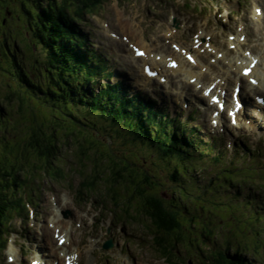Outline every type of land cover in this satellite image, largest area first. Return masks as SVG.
I'll return each instance as SVG.
<instances>
[{
	"label": "rangeland",
	"instance_id": "1",
	"mask_svg": "<svg viewBox=\"0 0 264 264\" xmlns=\"http://www.w3.org/2000/svg\"><path fill=\"white\" fill-rule=\"evenodd\" d=\"M15 1L0 0V10L18 8L20 4ZM60 1L72 8L76 13L82 14L84 22L77 24V27H82V32L92 41L95 50L104 52L109 58L108 63L112 65L111 69L114 73L112 81L124 80L131 93L140 91V89L150 92L153 97L156 96L154 99L157 101V106L159 107L162 104L167 106L172 116L179 114V112L186 115L188 109H183L177 98L178 96L175 95L174 89L169 84L161 83L160 85L157 78L147 86L136 83V80H138L137 72L133 69L132 64L124 62L125 53L116 44H120L121 36L127 37L130 42H123L125 47L128 44L135 45L136 42L130 38L127 32H120V25L129 22V28L137 36L141 37L144 42L154 46L153 54L155 55L172 50L170 47L171 41L168 42L163 37L166 27H170L177 32L176 38L178 41L187 43L192 40L193 35H198L200 26L205 25L207 30L217 35V41L219 43L224 42L227 47L229 46L227 44L228 37L234 35L236 39L240 27H246L249 37L245 43L249 45L256 43V39L252 37V32L256 31V29L250 23L254 6L252 0H219L217 4L207 0H205L207 3L204 4L202 3L203 0H99L96 2L92 0V8L86 10H90L89 12L84 13L79 12L77 0ZM230 3L233 6H230ZM220 6L219 13H216ZM115 9H118L122 15L116 14ZM20 15V12L6 15L5 20L7 22L5 21L4 30L19 31L23 25L17 18ZM174 18L177 21L176 24H174ZM169 22H171V25ZM116 35H119L120 38L117 39ZM154 36H161V38L153 41ZM23 39L22 41H13L11 39L13 47L17 52L20 49L24 50L33 65H41L40 60H43L41 58L42 52L30 44L27 34L24 35ZM23 43L25 47L22 45ZM239 53H242V51L235 49L229 54V58ZM3 82L4 79H0V98L8 92V89L2 84ZM89 88H92L91 85ZM228 94H230V91ZM145 95L152 98L150 95ZM189 97L191 98V103L195 104V108L199 109L200 112L193 110L191 113L196 115V121H188L184 124L185 127L198 126V129L202 130L203 137H207V127L210 132L220 130V128L214 129L209 126L211 109L205 110L204 104L196 101L193 90H189ZM31 104H33V101L30 103L26 101L23 110H19L18 101L17 103L13 102L8 107L9 115H3L0 119V122H4L7 126L6 129L0 128V167H9L14 164L12 157L6 154L13 146L8 140H17L22 148V141L27 140L28 126L32 123L35 125L34 121L36 120L39 124L44 121L45 113H41L39 104L34 102L33 108L29 106ZM91 116L95 118L96 115L92 114ZM246 122H250V120ZM256 123L259 125V129L260 125L264 124V122L257 121ZM98 124L104 128L103 131L105 132L103 134L97 133L98 139L103 143L101 150L104 152L106 146L116 156L122 155L120 150L126 151L139 170H145L149 175L152 172L156 176L152 181L153 183L157 182L155 184L157 186L156 192L164 198H169L167 195L168 191L177 184L170 178L169 174L170 168L177 165H183L180 168V174H176L178 184L184 183L187 187L192 186L196 196L201 197L202 192L207 193L204 185H210L209 189L215 190L217 186L215 183L219 182V180H217L218 175L214 176V173L223 170L220 168L224 164H215L211 160V156L201 154L197 146L194 147L197 148L194 149L196 153L190 154L188 158L183 159L184 161L181 162L180 160L182 159L179 156H171L169 164H167L163 161L162 152L160 150L158 152L150 144L133 141L130 133L129 141H127L125 135L115 136L113 134L108 136L111 133L110 127L112 126H107L102 120ZM241 126H244V128L237 127L233 129L230 126L228 127L231 130L243 131V133H246L245 131L250 132L251 134L244 135V137L248 138L251 136V141L255 143H257L259 136L264 137V131L259 133V131L248 128V124ZM129 131H132V129H129ZM119 132H122V129ZM185 132L190 134L192 130ZM235 135L237 136V134ZM244 140L246 139L244 138ZM242 143L243 140L241 139L240 144ZM226 144L228 147H233L230 149L226 148L223 156H229L241 150L239 143H232L230 146L226 140ZM260 146L263 148L262 153H264L262 141L257 143V148ZM76 149V143L70 144L67 150L63 148L60 164L50 166L48 171L43 167L44 165L40 166L33 162L31 166L35 165L37 169L26 167L25 171L22 172V180L24 181V178H26L27 193L26 191H21L20 193L17 191V196L26 198L24 201L26 210L23 211L21 209L18 212L20 214L12 215V219L7 222V243L5 247L2 246L3 250L0 251V264H17V262H20V264H32L33 260L40 261L37 258L38 256L45 260V264H62V252L70 254L77 249L82 251L79 264H142L140 259L142 257L143 264H207L205 262L206 258L211 259L215 251L224 250L227 242L231 244V251L233 252L237 248L243 249L244 253H241L252 258H250V264H264V262L261 263V261H264V217L258 223L252 219L256 215L254 200L252 208L242 203V198H240L228 201L224 206L215 208L214 211L211 210L210 213L219 219L217 217H209L208 212L203 213L201 215L203 219L199 216L201 220L197 219V224L207 225L210 223L218 227V231H213L214 237H210L209 245L207 244L209 250L206 251V254L202 256L200 254L194 255L197 246L194 242H189L185 238L184 242H180L177 245L174 242L175 237L173 235L169 237L171 240L169 244L177 249V251L174 250L176 256L168 259L162 254H166L168 251L171 252V250L163 244L165 249L160 248V251H162L160 252L159 248L155 246V243L159 242V239L153 234L155 228L144 219L145 216L141 211L133 207L129 208L131 204L135 207L142 203L137 198L134 200L135 197H130L129 205L127 204L126 208L121 209L122 203L118 207L112 196L110 199L105 181L103 179H92L94 175L92 165L103 164V162L99 163L102 158L94 152H91L86 158L81 155L77 156ZM186 149L192 153L189 147ZM243 151H245V148ZM199 155H202V158L198 157ZM80 158L85 162L84 171L88 173V176L83 175L82 168L79 167L80 162L78 159ZM95 158H97L96 161ZM31 159L35 158H29V162ZM221 160L222 162L224 161L223 157ZM237 163V168H249L244 165L246 164L245 161L237 160ZM255 163L260 165L258 160L257 162L254 160L251 164L254 165ZM229 167H232V165ZM238 171L239 169L234 170L235 173ZM102 172L110 176L109 171ZM250 175L254 180L252 170ZM219 176L223 181L227 175L224 172ZM212 181L213 183L210 184L209 182ZM158 183L161 184L160 187ZM78 189H83L84 193L87 194L80 198L77 194ZM221 189L225 190L224 188ZM129 195H132L130 190ZM231 195H233V189L222 193L219 191L218 194L219 198L223 197L226 200ZM261 199V196L258 197V204ZM173 201L176 203V199ZM27 202L30 204H27ZM193 206L197 207V204ZM260 207L264 212V203H261ZM186 209L188 210L184 211V208L180 206V211L177 212H180V214L185 213L187 216L196 214L194 209L188 207ZM64 211H69L65 212L67 217H63ZM187 211H190V213L187 214ZM22 213H24L23 219L20 218ZM193 222H195V218ZM196 223H193V226H187L194 234L201 231L200 227L197 228L195 226ZM54 225L62 233L57 231ZM191 231L187 230V233L193 239L190 234ZM180 232L187 237L185 231L182 230ZM66 234L72 241L63 246L62 241L65 239L64 236ZM58 237L62 238L58 239ZM107 238L112 239L113 247L106 251L101 248V245ZM0 243H3V240H0ZM56 243L62 246V249L58 251L60 256L49 257L47 252L43 255V252L47 251L44 248H52ZM14 259H16V262H14Z\"/></svg>",
	"mask_w": 264,
	"mask_h": 264
},
{
	"label": "trees",
	"instance_id": "2",
	"mask_svg": "<svg viewBox=\"0 0 264 264\" xmlns=\"http://www.w3.org/2000/svg\"><path fill=\"white\" fill-rule=\"evenodd\" d=\"M17 1L20 4L18 8L0 10V79H4L2 84L8 89L7 94L0 98V119L3 115H9V105L17 101L19 110H23L26 101L38 103L45 117L42 124L36 120L35 125L32 123L28 126L27 140L22 141V148L17 140H8L13 146L6 154L12 157L14 164L0 167V240H3L2 233L8 228V220L12 219V215L20 214L18 212L24 208L23 200L17 196V189L27 185L21 177L24 169H37V166H31L35 162L40 166L44 165L48 171L50 166L60 164L63 148L67 150L70 144L76 143L77 156L86 158L94 152L102 158L99 163L103 164L92 165V179H103L108 184V195L110 199L112 196L118 207L120 202L129 204V198L134 196V200L137 198L142 203L136 206V210L141 211L144 219L155 228L153 234L159 239L157 246L163 249L164 245L171 247L168 257H175V248L168 243V238L173 235L177 245L184 242L185 238L194 242L197 245L194 255L206 254L210 237H214L213 231H218V227L210 223L197 224L196 220L203 219L201 215L205 212L209 213V217H217L210 213L211 210L224 206L228 201L240 199L250 173L242 169L240 173L225 176L223 181L219 176L215 190H210V185H204L207 193L202 192L200 197L195 195L192 186L178 184L176 174H180L183 165H177L171 167L169 172L170 178L177 184L168 191L169 198H164L156 192L157 182L152 181L156 176L152 172L153 176L145 170H139L126 151L120 150L122 155L116 156L106 146V154L101 150L103 143L98 139L97 133L105 132L98 123L102 120L107 126H112L108 136L125 135L129 141L130 133L133 141L150 144L158 152H162L164 160L161 159L167 164L171 156H179L182 162L190 154H195L186 148L197 146V137L181 130V124L155 108L151 100L139 93L131 96L123 81L110 82L112 73L105 59L94 49H88L91 44L77 27L82 14L76 13L60 0L15 2ZM77 3L79 12L83 13L93 5L92 0H77ZM19 12L21 15L17 18L23 24L19 31L4 30L6 15ZM25 34L30 44L42 52L43 60H40L39 67L31 63L24 50L17 52L13 47L12 40L22 41ZM22 45L25 47L24 43ZM90 85L92 88H89ZM33 104L29 106L33 108ZM92 114L96 115L95 118ZM0 128L6 129L7 126L0 122ZM121 129L122 132H119ZM29 158L35 159L29 162ZM102 171H109L110 176ZM82 172L88 176L86 171ZM158 185L161 186L159 183ZM119 186L123 187V192ZM232 189L233 195L228 200L219 198V191L222 193ZM129 190L132 192L130 197ZM261 192L264 194V188H261ZM77 194L83 196L85 193L83 189H78ZM175 199L176 203L173 201ZM192 203L197 204V207ZM180 206L184 211L188 210L187 207L192 208L196 214H180L177 212L180 211ZM193 223H196L197 228H201L200 233L194 234L187 228L193 226ZM182 230L186 232L187 237L181 234ZM187 230L191 231L193 239ZM241 252L244 253L243 249L239 248L231 251V244L227 242L224 250L213 253L211 264H250V257Z\"/></svg>",
	"mask_w": 264,
	"mask_h": 264
},
{
	"label": "bare ground",
	"instance_id": "3",
	"mask_svg": "<svg viewBox=\"0 0 264 264\" xmlns=\"http://www.w3.org/2000/svg\"><path fill=\"white\" fill-rule=\"evenodd\" d=\"M253 2L259 4L260 7H264V0H253ZM256 7L258 6L256 5ZM262 10V16L253 12L251 18V22L254 24L253 26L258 33L257 39L260 48L256 50L257 48H255L254 45L247 46V50L252 51L253 55L257 58L250 56L249 59H245L243 54L229 58V54L232 52L231 48H227L224 44H215V35L207 30V27L204 25L200 26L197 37L193 38L188 43L177 41L176 33L170 27H166L163 32V37L165 40L171 41V45L173 46L172 51H167L166 53L161 52L160 54H153L154 46L144 42L141 37L137 36L129 28V22H127L128 25L124 23L120 25L119 29L120 32H127L129 34L130 38L136 42L135 45L138 46V49H136L134 45L131 46L129 44L125 47L121 38L119 41L120 44H116L119 49H122L125 53L123 57L124 62L130 65L132 64L134 70L138 72L139 80L143 85L153 81V79L143 74L145 68L149 67L150 72L148 76L158 74L157 79H159V76L165 78V83L173 85L174 91L176 94H179L178 98L182 103L187 99L186 94H188L190 88H193L194 94L197 93L199 95L197 99L201 102L205 99H203L201 95L206 96L210 100H215L216 98L221 99L225 97L227 88H241L242 86L240 98L238 100V105L241 106V110H239L237 114L238 125H241L242 122H246L245 120L253 118V116H248L249 113L247 112V106L250 105L251 100L249 98L250 95L254 97L264 96V8ZM115 12L120 16L122 15L118 9H115ZM169 24H171V22ZM241 34H245L244 31H241V33L237 35V38H239ZM160 38L161 36H154L153 41ZM200 38H204V41L201 42ZM230 44L232 47H236L238 51L242 50L245 52L243 49L244 43L236 40L233 43H228V45ZM137 50L141 51L138 58L136 54ZM244 54L247 55V52ZM243 65H248L252 68L251 74L247 77L239 75L240 68ZM253 81H255V83H253ZM205 102H207V99H205ZM257 116H262V118H264V110L259 111V115ZM254 123L255 122L252 124ZM130 207L136 209L133 205ZM54 228L61 232L55 225ZM64 237L66 239L63 246L72 241L67 234ZM44 249L47 251H44L43 255L47 252V256L49 257L60 256L56 246ZM62 253V264L65 262L66 264H79L82 253L80 249L70 254L67 252ZM37 258L40 260V263L45 262L41 257L38 256ZM140 259L143 264V257ZM14 262H16V259H14ZM17 264H20V262H17Z\"/></svg>",
	"mask_w": 264,
	"mask_h": 264
},
{
	"label": "water",
	"instance_id": "4",
	"mask_svg": "<svg viewBox=\"0 0 264 264\" xmlns=\"http://www.w3.org/2000/svg\"><path fill=\"white\" fill-rule=\"evenodd\" d=\"M79 160V167H81L82 168V171H84V169H85V162L84 161H82L81 159H78ZM74 170V169H73ZM83 173V172H82ZM107 185V187H106V189L108 190V184H106ZM119 187H122V186H119ZM118 187V188H119ZM121 192H123V187L121 188ZM65 214V216H66V214L67 213H64ZM110 245H111V241L110 240H108V241H106V242H104V244H103V248L104 249H109L110 248Z\"/></svg>",
	"mask_w": 264,
	"mask_h": 264
},
{
	"label": "snow or ice",
	"instance_id": "5",
	"mask_svg": "<svg viewBox=\"0 0 264 264\" xmlns=\"http://www.w3.org/2000/svg\"><path fill=\"white\" fill-rule=\"evenodd\" d=\"M139 54V53H138ZM248 73H247V70L245 71V75H247ZM253 83H255V81H253ZM233 122H235V121H233ZM9 259H11V258H9ZM32 264H36V261L35 260H33L32 261Z\"/></svg>",
	"mask_w": 264,
	"mask_h": 264
}]
</instances>
